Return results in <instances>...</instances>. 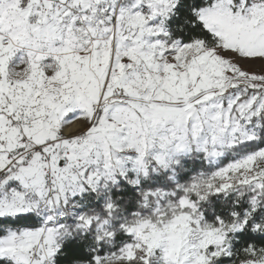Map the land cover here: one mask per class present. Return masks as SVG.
I'll return each instance as SVG.
<instances>
[{
	"label": "snow or ice",
	"instance_id": "6c2138e0",
	"mask_svg": "<svg viewBox=\"0 0 264 264\" xmlns=\"http://www.w3.org/2000/svg\"><path fill=\"white\" fill-rule=\"evenodd\" d=\"M0 264H264V0H0Z\"/></svg>",
	"mask_w": 264,
	"mask_h": 264
}]
</instances>
